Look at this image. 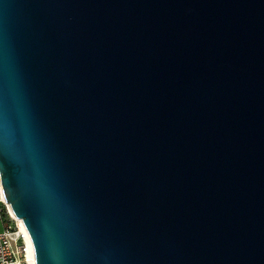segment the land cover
I'll return each mask as SVG.
<instances>
[{"label":"water","instance_id":"water-1","mask_svg":"<svg viewBox=\"0 0 264 264\" xmlns=\"http://www.w3.org/2000/svg\"><path fill=\"white\" fill-rule=\"evenodd\" d=\"M0 186L33 264H264V0H0Z\"/></svg>","mask_w":264,"mask_h":264},{"label":"built area","instance_id":"built-area-1","mask_svg":"<svg viewBox=\"0 0 264 264\" xmlns=\"http://www.w3.org/2000/svg\"><path fill=\"white\" fill-rule=\"evenodd\" d=\"M1 194L0 186V220H4L5 223L3 230L0 231V264H30L29 235L19 220L11 214Z\"/></svg>","mask_w":264,"mask_h":264},{"label":"bare ground","instance_id":"bare-ground-1","mask_svg":"<svg viewBox=\"0 0 264 264\" xmlns=\"http://www.w3.org/2000/svg\"><path fill=\"white\" fill-rule=\"evenodd\" d=\"M1 196H2V198L5 200L3 193L1 194ZM5 201H6V200H5ZM7 204H8V206H9V209H10L11 214H12L16 219L19 220V222H20L22 228L26 231V228H25V226H24V223H23L22 219L19 218V217L14 213L11 204H10V203H7ZM28 241H29V245H28V254H29V257H30V264H33V261H32V250H31V240H30L29 236H28Z\"/></svg>","mask_w":264,"mask_h":264},{"label":"crops","instance_id":"crops-1","mask_svg":"<svg viewBox=\"0 0 264 264\" xmlns=\"http://www.w3.org/2000/svg\"><path fill=\"white\" fill-rule=\"evenodd\" d=\"M4 220H0V231L4 228Z\"/></svg>","mask_w":264,"mask_h":264}]
</instances>
